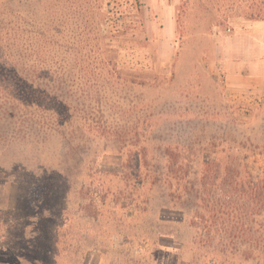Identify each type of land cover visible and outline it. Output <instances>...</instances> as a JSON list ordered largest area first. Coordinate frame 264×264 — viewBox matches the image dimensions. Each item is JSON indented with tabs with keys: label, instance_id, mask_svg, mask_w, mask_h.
Here are the masks:
<instances>
[{
	"label": "rangeland",
	"instance_id": "rangeland-1",
	"mask_svg": "<svg viewBox=\"0 0 264 264\" xmlns=\"http://www.w3.org/2000/svg\"><path fill=\"white\" fill-rule=\"evenodd\" d=\"M233 2L0 0V264L196 262V246L181 261L170 250L196 231L158 223L178 216L157 193L103 177L167 146L205 159L242 147L264 171V23ZM28 86L66 100L73 124L24 109ZM108 131L126 141L121 161ZM68 167L69 188L47 187L42 170ZM156 230L170 247L155 249Z\"/></svg>",
	"mask_w": 264,
	"mask_h": 264
},
{
	"label": "trees",
	"instance_id": "trees-1",
	"mask_svg": "<svg viewBox=\"0 0 264 264\" xmlns=\"http://www.w3.org/2000/svg\"><path fill=\"white\" fill-rule=\"evenodd\" d=\"M242 2L247 3L245 15L249 20L264 22V0H235L232 7H239ZM27 88L28 94L20 95L24 109H36L55 122L61 121L56 126L58 128L73 124L74 113L66 100H60L56 94L39 92L31 86ZM23 112L27 114V111ZM103 134L112 137L114 142L108 153L121 155L119 161L123 160V136L114 131ZM115 142L122 145L117 146ZM242 149L232 146L221 150L222 156L205 159L199 154L172 153V146H167V151L160 156L139 157L134 175L120 165L115 171L104 174L103 179L120 183L132 180L136 190L152 189L159 196L161 212L178 216L175 221L161 214L158 223L164 225L186 220L188 227L194 228L193 238L179 240L170 249L180 261L183 259L181 249L189 245L193 250L202 251L196 255L198 258L193 264H264V171L259 174L247 168L244 158L237 156ZM70 172L71 167H68L63 172L42 170L41 175L47 187L56 188L69 185ZM158 189L163 190V197L158 194ZM52 196L53 200L55 194ZM156 235V250L170 247L163 244L165 239L174 240L169 232L156 230Z\"/></svg>",
	"mask_w": 264,
	"mask_h": 264
},
{
	"label": "crops",
	"instance_id": "crops-1",
	"mask_svg": "<svg viewBox=\"0 0 264 264\" xmlns=\"http://www.w3.org/2000/svg\"><path fill=\"white\" fill-rule=\"evenodd\" d=\"M260 23H264V22H262V21H255V22H254V25H256V24H260ZM261 28H262V27H261ZM244 37L247 38V37H249V36L246 35V36H244ZM252 38H253V36H252ZM254 38H255V37H254ZM262 53H263V50H261V52L259 51V54H260L259 56H261Z\"/></svg>",
	"mask_w": 264,
	"mask_h": 264
}]
</instances>
